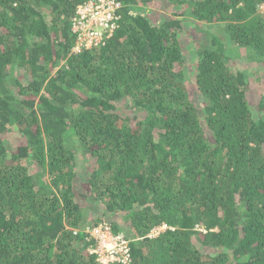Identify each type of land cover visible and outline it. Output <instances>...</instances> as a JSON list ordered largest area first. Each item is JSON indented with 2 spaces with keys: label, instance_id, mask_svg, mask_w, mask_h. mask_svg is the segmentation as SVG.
<instances>
[{
  "label": "trees",
  "instance_id": "1",
  "mask_svg": "<svg viewBox=\"0 0 264 264\" xmlns=\"http://www.w3.org/2000/svg\"><path fill=\"white\" fill-rule=\"evenodd\" d=\"M84 1L0 0V264H101V223L130 264H264V0H119L75 52Z\"/></svg>",
  "mask_w": 264,
  "mask_h": 264
},
{
  "label": "built area",
  "instance_id": "2",
  "mask_svg": "<svg viewBox=\"0 0 264 264\" xmlns=\"http://www.w3.org/2000/svg\"><path fill=\"white\" fill-rule=\"evenodd\" d=\"M122 8L123 3L119 0H85L79 4L71 24L75 35L73 51L106 45L119 26ZM165 228L166 225L158 226L149 236H156ZM90 232L97 239V244L91 246L90 252L97 254V260L101 264L116 261L130 264V240L122 233H114L107 223L94 226Z\"/></svg>",
  "mask_w": 264,
  "mask_h": 264
},
{
  "label": "rangeland",
  "instance_id": "3",
  "mask_svg": "<svg viewBox=\"0 0 264 264\" xmlns=\"http://www.w3.org/2000/svg\"><path fill=\"white\" fill-rule=\"evenodd\" d=\"M261 9L264 10V4L261 5ZM190 74H191V67L188 69V75H190ZM192 76H193V70H192ZM119 108H120L119 112L122 113L123 115L130 113V112H134L133 108H131V107L129 108L127 106L126 101H121ZM82 162H83V164L80 166V168H82V166L85 164L88 165V161L86 159H85V161H82ZM83 179H85V178H81V180H83Z\"/></svg>",
  "mask_w": 264,
  "mask_h": 264
}]
</instances>
